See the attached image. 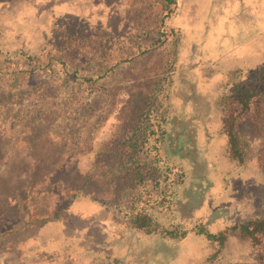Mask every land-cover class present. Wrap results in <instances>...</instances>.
<instances>
[{
    "label": "rangeland",
    "instance_id": "374dc122",
    "mask_svg": "<svg viewBox=\"0 0 264 264\" xmlns=\"http://www.w3.org/2000/svg\"><path fill=\"white\" fill-rule=\"evenodd\" d=\"M171 1L0 0V167L9 165L12 174L29 171V153L41 156L24 141L26 129L44 124L50 139L70 146L66 157L78 160L83 171L96 166L97 174L90 176L86 196L71 197L70 190L43 195L40 187L27 192L31 202L3 223L17 231L0 240V264H264V239L253 247L230 234L220 245L197 230L201 225L215 233L243 214H264V101L235 122L243 158L237 163L223 151V140L214 139L221 119L214 99L221 93L219 79L208 85L201 80L254 58L256 67L264 65V0ZM64 30L71 38L65 40ZM146 48L152 50L125 61ZM59 53L83 78L102 77L92 86L72 80L58 62L47 64L49 55ZM162 78L172 79L181 95L194 91L200 98L181 158H162L170 168L151 165L156 154L145 148L153 139L140 121ZM180 103L171 98L169 111L191 114L193 108ZM144 138L143 151L126 149L133 142L138 149ZM111 150L115 156L107 155ZM130 155L134 166L148 159V188L155 174L165 193L163 206L154 209L161 228L182 226L185 239L144 236L126 224L129 209L141 205L133 201L140 188L113 195L117 184L111 178L121 183L122 172L107 168ZM69 201L72 214L64 224L37 221L42 211L56 215Z\"/></svg>",
    "mask_w": 264,
    "mask_h": 264
},
{
    "label": "trees",
    "instance_id": "16d2710c",
    "mask_svg": "<svg viewBox=\"0 0 264 264\" xmlns=\"http://www.w3.org/2000/svg\"><path fill=\"white\" fill-rule=\"evenodd\" d=\"M167 1L168 3L172 2L171 0ZM170 12L171 9L167 8L164 17L168 16ZM63 32L65 40L71 38V32L67 33L66 30ZM80 34L81 36L86 37L84 35L85 31H82ZM58 39L61 38L59 37ZM151 50V48H146L139 55H135L125 61L132 62L140 58V55L143 56ZM67 60L66 57H63L59 53V55H49L47 64L49 65L51 61L58 62L64 67L67 75L72 80L79 79L82 84L87 83L90 86L102 77V75H99L94 79L83 78L80 74V69L77 68L76 65H73V63L72 65L68 64L66 62ZM256 60L257 58H254V63L247 64L243 68L235 66L231 69L224 70L223 72L220 71L219 73H216L213 78L207 80L205 78L201 79L206 85H208L212 79H214V82L219 79L221 93L218 94V96H214V99H217L220 105L219 112L221 114V119L219 120V129L215 133L214 139L218 138L217 140H223V151L229 150L232 158L235 159L237 163H242L243 158L241 153L237 150V135L234 132L235 122H237L242 116L251 113L253 110L259 109L264 101V65H258L256 67ZM237 70H243L242 73L244 74H239ZM178 79L181 80L180 82H183L182 84H186L182 78ZM178 79L177 82H179ZM167 80L170 83L167 84ZM171 81L172 79H161L152 92L153 98L148 103V106L142 110L140 117L142 124L144 122H147L148 124L146 128V137L153 139L149 148H145V150L148 149V153L154 152L156 154L154 155L155 158L151 160V165H161L160 167L164 168H170V165L161 163L163 157L166 159H169L170 157L181 158V150L184 149L183 144L184 142L186 144L188 140V128L195 122L194 110L200 104V98L196 92L192 91L190 95L183 96L176 86L173 87V82ZM177 96L181 100V107L193 108L191 114H185L183 112L172 114L169 111L172 106L169 104L171 98L176 99ZM163 100L167 101L164 106L162 104ZM210 108H212V110L214 109L211 100ZM48 131V128H46V125L44 124L31 125L26 129L24 141L30 144V146L34 148V152L41 156V158L37 160L33 154L29 153L31 155V157H29L31 161V165L28 168L29 171H22L20 174H12L9 165H6L5 167L2 166L3 169L0 167V187L3 188L0 190V240L7 234H10L11 236L16 233L14 231H17V226L5 230L3 223L14 218V216L16 217V211L21 208V205H27L31 202L30 195L27 194V192L30 193L40 187L39 193H42L43 195H48V193L52 195L59 191L63 192V190H70L73 192L71 197H76L81 194L86 196L88 195L87 188L92 177L97 175L92 172V170H96V166H91L92 170H90L91 168H88L87 171H83L78 160L74 161L73 157H66L64 154L69 152L68 148L70 146H68L67 143H55V141L50 139L51 137L47 135ZM43 137L45 143L40 144V140ZM2 138L3 135L0 132V145L2 144ZM143 142L144 144L140 145L138 149V143L136 142H133V144H125V147L127 150L130 149V151H134L135 153L141 152L144 147H146L147 140L144 138ZM37 143L42 145L44 150L37 148ZM71 147L75 148V146ZM1 152L2 150L0 147V155H2ZM109 153H112V156H115L116 150L109 151L107 155ZM142 153L148 155V153ZM106 156H103V158L111 161ZM134 158L135 155H130L128 159L116 160L113 169L109 167L107 168L108 171H116L114 174L122 172L121 176L123 180L121 183L118 184L116 176H112L111 178L112 184L113 182L117 184V188L113 191V195L116 193L119 197L123 193L133 194L135 191V185L140 188L139 194H134L133 201L141 205L129 209L126 224L130 229L144 236L157 234L160 236L168 235L173 239H185L188 230L182 228V226H179L180 230H178L177 227L173 230L161 228V223L157 219L158 213L155 212L154 209L155 206L161 205L160 202L162 201L159 200L164 197L163 194L165 193L163 190H159V182L155 174H153L151 181L153 182V185L151 186V189L148 188V175L143 176L145 174L143 172L149 167L147 165L148 159L145 158L134 166L133 163L135 164L136 160ZM138 170L140 172H137ZM131 176L132 180L130 181ZM70 180L76 184L72 185ZM7 182L12 185L6 186L8 190L5 189ZM157 195L159 197L156 198L155 196ZM156 201L159 202L157 203ZM70 202L71 201L67 202L66 205L59 209L60 211L56 215L42 211L39 218H37L39 219L37 221L41 224L46 221H59V223L64 224V222L68 220L70 214H72L71 210H68L67 208ZM159 215L160 214H158V217ZM197 230L206 237L207 240L217 241L220 245L224 244L227 235L235 234L246 238L253 247H259L262 243L261 241L264 239V214L255 217H247V214H243V216H239L235 224H230L215 233L205 230L201 225L197 227Z\"/></svg>",
    "mask_w": 264,
    "mask_h": 264
}]
</instances>
